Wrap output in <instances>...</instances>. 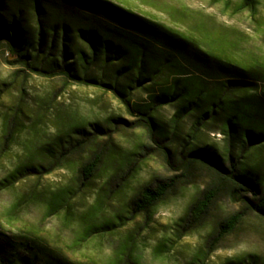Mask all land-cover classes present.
I'll use <instances>...</instances> for the list:
<instances>
[{"label": "trees", "instance_id": "trees-1", "mask_svg": "<svg viewBox=\"0 0 264 264\" xmlns=\"http://www.w3.org/2000/svg\"><path fill=\"white\" fill-rule=\"evenodd\" d=\"M2 47L13 57L6 59L13 66L48 77L61 75L77 84L112 92L134 117L129 121L119 116L113 125L146 128L152 146L173 165L175 173L143 184L126 207L101 225L90 224L87 232L113 235L140 215L149 223L155 209L184 185L193 183L199 171L206 172L208 180L178 223L187 224L180 236L206 222L223 191L243 207L216 223L204 258L242 223L247 212L264 219V61L217 53L193 36L114 0H0ZM141 89L147 90L148 98L134 101V92ZM164 105L174 107L169 122L157 117ZM209 131L222 135V147L203 140ZM17 132L7 126L6 146L14 142ZM95 136L87 128L76 127L31 149L25 161L0 181V190L65 166L74 168L76 175L56 197L65 201L68 209L71 199L89 192L104 170L108 171L106 197L111 202L122 199L139 166L149 157H136L132 162L129 157L121 158L114 141L96 150L90 146ZM72 156L83 159L75 161ZM100 197L91 214L103 212ZM89 214L85 216L88 221ZM136 242V236L125 235L112 264H138ZM0 264L75 263L57 257L34 238L12 239L0 231ZM224 264L243 261L228 259Z\"/></svg>", "mask_w": 264, "mask_h": 264}, {"label": "rangeland", "instance_id": "rangeland-1", "mask_svg": "<svg viewBox=\"0 0 264 264\" xmlns=\"http://www.w3.org/2000/svg\"><path fill=\"white\" fill-rule=\"evenodd\" d=\"M123 6L164 25L193 36L215 52L238 60L264 61V0H114ZM5 47L0 49V181L25 161L31 149L68 134L76 127L95 133L94 149L101 150L114 141V149L123 156L149 159L142 163L122 199L110 201L107 174L96 177L92 189L71 199V207L60 202L57 195L75 178V170L62 167L47 175H31L10 188L0 190V231L12 239L34 238L54 251L57 257L75 264H112L117 246L125 235L136 236L134 256L138 264H224L228 259H242L243 264H264V219L247 212L242 223L210 249L216 223L231 213L243 209L226 191L218 194L198 229L181 235L186 225L181 218L193 198L203 189L208 176L198 172L193 183L184 185L154 211L149 223L138 216L116 234L87 232L90 224L101 225L120 208L126 207L130 196L154 177L175 173L162 152L152 146L144 127L128 124L114 126L119 116L129 121L134 117L114 94L102 87L81 85L64 76L39 75L21 65L7 62ZM134 101L148 98L147 90H137ZM19 118H14V114ZM174 107L164 105L157 111L159 120L169 122ZM98 125L101 131L98 130ZM18 129L14 142H4L6 128ZM187 130L189 123L184 125ZM203 140L222 147L220 133L209 131ZM176 147V144H172ZM5 151V152H4ZM104 151H110L108 149ZM177 153V151H174ZM82 161L80 156H72ZM126 167H124L125 169ZM103 212L91 214L97 199ZM104 198H107L104 200ZM50 203L54 207H50ZM90 212V220L85 216ZM147 225V226H146ZM162 249L160 252L157 250ZM201 257L202 260H199Z\"/></svg>", "mask_w": 264, "mask_h": 264}]
</instances>
